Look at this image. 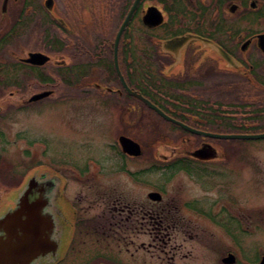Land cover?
<instances>
[{
	"label": "flooded vegetation",
	"instance_id": "af4514ba",
	"mask_svg": "<svg viewBox=\"0 0 264 264\" xmlns=\"http://www.w3.org/2000/svg\"><path fill=\"white\" fill-rule=\"evenodd\" d=\"M82 96L105 160L51 167L40 138L11 132L42 105L74 127ZM23 136L38 162L0 172V264L23 238L6 219L20 204L45 245L27 264H58L64 239L87 235L119 239L120 264H264V0H0V148Z\"/></svg>",
	"mask_w": 264,
	"mask_h": 264
},
{
	"label": "rangeland",
	"instance_id": "374dc122",
	"mask_svg": "<svg viewBox=\"0 0 264 264\" xmlns=\"http://www.w3.org/2000/svg\"><path fill=\"white\" fill-rule=\"evenodd\" d=\"M90 99L88 96H82L79 99V119L77 123H73L74 127L72 128H69L67 123L64 122L69 110L52 108L50 105H44L43 107L42 105L40 106L42 108L37 112L33 111L34 109H29L15 113V123L11 128V132L15 133L16 131L17 135H24L30 139L40 138V142L45 145V149L49 154L45 157L49 166H56L59 164V162L56 163L57 161L64 160L77 164L82 170L89 164L88 161H91L89 159L91 155L100 161L105 160L104 157H100L101 138L97 133H91V124H88V121H91L88 107L91 104ZM159 130L168 132L166 128L160 127ZM24 136L19 140L21 142H17V144L5 141L1 145L0 152L3 156L0 157V172L3 175L9 173V170L13 168L22 174L27 167L34 166L33 164L38 162L37 156L31 157V160L23 157L21 152L29 146V142H26ZM36 141L38 142V140ZM37 145L36 147L41 150V146ZM145 150L149 153L148 149L145 148ZM34 151L39 154V150L34 149ZM148 162L143 157L141 160H137V163H134L136 164L134 167L146 168ZM179 174L173 176L167 182V185H171L168 189V195L174 194L173 190L177 188V185L184 184L182 176ZM149 177L145 176V179ZM88 183L87 176L83 177L78 183H74V190L75 192L80 191L77 195L80 200H77L79 204L82 203V208L88 209L86 214L89 216L94 213L95 207L91 209V205H88V203H91V191L83 187ZM160 183L163 184V177L160 178ZM97 202L102 203V201ZM98 210L99 208L96 207V212ZM143 241H150L146 234L143 236ZM62 247L65 251L59 253L63 256L59 257L62 261L58 264H87L91 260V255L95 253H105L109 255L111 264H120L121 255L125 250L119 239H104L102 237L96 239L90 235L76 240L64 239ZM68 248H70L69 251ZM100 260V258H94L91 260V264H97Z\"/></svg>",
	"mask_w": 264,
	"mask_h": 264
},
{
	"label": "water",
	"instance_id": "95a60500",
	"mask_svg": "<svg viewBox=\"0 0 264 264\" xmlns=\"http://www.w3.org/2000/svg\"><path fill=\"white\" fill-rule=\"evenodd\" d=\"M38 57H40L41 59L38 60ZM29 60L34 62V63L35 62H44L47 60V56H45L41 53H32V54H30ZM121 143H122L124 150L127 151L129 154L137 155L140 153L139 146L136 143L132 142L131 140L123 139L121 141ZM24 206H25V204H20V208L18 210H15L13 213L6 215L7 220H9V218L15 219L16 222L21 223L26 228H21V231L23 233V238L20 237L17 239L16 242L11 244L10 249H9L10 253L5 255L7 260L1 264H27L32 259L37 257L39 252L45 248L44 244L41 247L40 246L41 244H39V245L35 244V242L32 239L28 240L31 237L30 234H34V230L31 229L30 231H28V229H27V228H29L28 223L31 220L30 218L28 220H25V221L19 220V218H20L19 216H21L20 214L22 213V215H23L22 208ZM13 232H17V231L13 230Z\"/></svg>",
	"mask_w": 264,
	"mask_h": 264
}]
</instances>
